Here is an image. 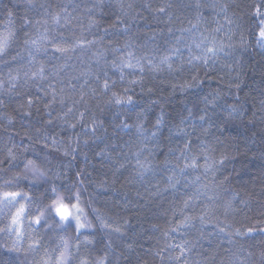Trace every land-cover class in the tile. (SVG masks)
<instances>
[{"label":"clouds","instance_id":"obj_1","mask_svg":"<svg viewBox=\"0 0 264 264\" xmlns=\"http://www.w3.org/2000/svg\"><path fill=\"white\" fill-rule=\"evenodd\" d=\"M200 3L197 19L193 0H124V11L104 0L103 11L93 8L97 23L89 27L92 0H73L76 19L71 25L49 24L52 39L33 60L24 43L25 32L35 35L22 19L24 0H0V24L8 22L9 4L23 9L11 17L16 37L0 56V191L30 197L24 243L17 246L15 233L0 232V264H41L44 250L56 243L55 220L49 216L46 226L30 228L29 216L57 195L77 202L92 224L90 264L105 255L106 239L112 241L110 264H169L171 245L180 236L164 235V210L199 184L209 191L195 201V210L211 195L213 223L205 226L207 239L195 240L188 264H264V242L233 234L225 247L222 238L229 237L217 228L243 231L257 219L264 227V47L258 44L264 0H216V8L212 0ZM162 5L170 17L158 11ZM52 43L67 50L57 52ZM129 51L139 66H124ZM18 65L20 78L10 81ZM49 85L64 89L63 101L51 95ZM113 93L125 100L117 104ZM28 161L43 174L25 172ZM170 175L178 181L175 189L167 187ZM227 201L239 211L226 213ZM20 203L25 201L15 207ZM15 207L0 214V229ZM98 215L121 231L102 226ZM196 228L186 234L195 238ZM29 233L40 243L29 247Z\"/></svg>","mask_w":264,"mask_h":264},{"label":"snow or ice","instance_id":"obj_2","mask_svg":"<svg viewBox=\"0 0 264 264\" xmlns=\"http://www.w3.org/2000/svg\"><path fill=\"white\" fill-rule=\"evenodd\" d=\"M72 2L73 0H68L67 3H63L58 6L57 3L53 2V0H24L26 7L22 19L25 24L33 25L32 32L35 33L34 36L30 35L29 32H25L23 34L25 37L24 43L29 45L33 50L29 52L31 59H35L34 52L40 51L41 48H45L46 50L47 44L51 41L52 38L49 35L51 29L49 24L56 26L71 25L76 19L74 11L70 9V3ZM103 3L104 0H92V6L88 8L89 27L97 23V20L92 12L93 8L98 11H103ZM113 4L118 10L124 11V0H113ZM211 7H217L216 0H212ZM158 11L161 14H167L169 17L171 16V13L168 12V8L163 5L158 9ZM193 11L195 17L199 19L202 15L200 0H193ZM29 13L32 15L30 16ZM12 16L13 11L9 8L7 11V24H0V56L7 55L9 53V50L12 47V42L16 37L15 21L11 19ZM115 21H120L119 15L115 17ZM113 26L114 22L109 23L108 25V27ZM259 36L262 39L258 41V44H260L261 47H264V29H261ZM85 43L86 42L84 40L77 41V44L81 46ZM51 46L57 52H65L67 50L66 47L61 46L58 43H52ZM103 54V52L97 53V56L99 57ZM162 59L166 61L167 57H163ZM134 61H137V63L134 64ZM122 62L124 66L127 67L139 66L138 58L135 57L132 51L127 53L126 58H122ZM21 67H23V65L17 66L15 75L9 77L10 81L19 80ZM43 70L44 65L43 62H41L39 68L41 75L43 74ZM57 71H59V69H57ZM25 75H28V73H25ZM36 75L37 72H31L29 78L35 77ZM0 86H2V82H0ZM14 87L15 85H12V87L9 88V91H12V88ZM49 92L54 98L59 96L61 101H63L65 97L63 88L57 90L56 87L49 85ZM113 95L117 104H119L122 100H125V97L117 93H113ZM126 99L130 101L131 97L129 96ZM32 103L33 98L31 95H28L26 97V104L31 105ZM20 106L24 107V103L22 102ZM8 155L11 159H15V153L11 150V148L8 149ZM137 163L141 168H146V165L142 161H137ZM192 165L195 166V160H193ZM25 172L30 173L33 177H39L43 174L41 169L31 161H28L25 164ZM198 179L199 178L197 177V180ZM177 183L178 181H176L173 176L170 175L168 177V188L175 189ZM53 191H55V189H53ZM208 191L207 185L199 184L191 194L183 195L178 200H175L169 209L164 210V215L166 217L165 226L167 228L164 235L167 236L169 232H175L180 236L179 240L171 245L173 254L168 257L169 264H179L182 259L185 264H188L185 257L192 253L193 249L196 247L195 240L207 239L208 236L211 235V233L206 235L204 229L205 226L213 223L212 215L215 207L213 197L211 195H207V201L201 205L199 210H195V201H198L202 194L206 195ZM20 200H24L25 203H20L19 207H15L17 202ZM29 200L30 197L28 194L20 190L0 191V214L7 215L6 208L11 209L12 207H15V211L12 212L11 215L7 216L8 223L6 229H0V232L7 231L9 234L15 233V243L17 246L24 243V218L26 215H29V205L27 203ZM224 208L226 213L229 211H239L238 208L234 207L232 201L225 202ZM49 216H53L55 220L53 235L56 237V243L51 250L47 248L44 250L41 264H90L91 257L89 253L91 249L89 246L94 244L95 234L91 231L92 224L88 220L87 215L80 208L79 204L77 202L68 203L63 197L57 195L55 199L51 200L50 206L41 209L37 215L29 216V227L31 228L32 225L46 226V221ZM97 219L102 226L107 227L111 232L119 233L121 231L119 226L107 224L102 216L98 215ZM261 223L262 221L257 219L252 222V224L257 225L256 227H253L252 224H250L245 227L243 231H241L240 228L229 230V228L219 225H217V228L219 232L227 234L229 237V239H227L228 244L233 242L231 239L233 234L236 236L244 235L256 240L257 243H261L264 242V227L259 226ZM197 224H199V228H196ZM151 226L153 228H158L159 224L153 223ZM193 228H196L195 238L189 237L186 234L188 229ZM32 231H35V229H32ZM223 241L224 239L222 238L221 242ZM39 243V238L33 240L31 238V233H29V247ZM101 247L105 249V255L102 257L97 255L94 264H110L107 249L112 247V241L106 239L105 244ZM125 247L129 250L132 249L131 244H125ZM13 250L18 251V247ZM225 252H228L227 248H225ZM156 255L162 256V253H156ZM196 255H199V253H196ZM228 259L230 262L231 256H229ZM197 264H199V261H197Z\"/></svg>","mask_w":264,"mask_h":264},{"label":"trees","instance_id":"obj_3","mask_svg":"<svg viewBox=\"0 0 264 264\" xmlns=\"http://www.w3.org/2000/svg\"><path fill=\"white\" fill-rule=\"evenodd\" d=\"M53 2H55V0H53ZM9 8H12V5L11 4H9ZM5 11H7V10H5ZM12 11H13V15H14V17L15 16H17V15H20V14H22V11H23V9H22V7L21 6H18V7H16V8H12ZM3 17H0V19H2ZM15 21V20H14ZM153 222H157V221H153ZM161 223L163 222V221H160ZM212 229H211V227H207V231H211ZM148 235H151V233H149ZM147 240H148V238H147V236L145 237V244H144V247H145V249H147L148 247H149V243L147 242ZM174 243H175V241H174ZM205 243H207V242H205ZM221 243H223L224 245H225V247H227L228 245H227V241H223V242H221ZM10 255V254H9Z\"/></svg>","mask_w":264,"mask_h":264}]
</instances>
